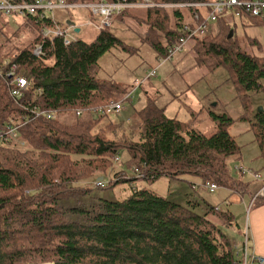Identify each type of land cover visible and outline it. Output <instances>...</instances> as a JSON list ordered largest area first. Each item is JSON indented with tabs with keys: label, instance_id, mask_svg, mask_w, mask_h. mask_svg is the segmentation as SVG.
Segmentation results:
<instances>
[{
	"label": "trees",
	"instance_id": "16d2710c",
	"mask_svg": "<svg viewBox=\"0 0 264 264\" xmlns=\"http://www.w3.org/2000/svg\"><path fill=\"white\" fill-rule=\"evenodd\" d=\"M211 10L208 6L150 7L126 9L117 17L129 19L131 12L140 11L146 24V36L141 38V43L151 47L158 62L169 56V49L180 43L182 36L189 35L186 27L193 30L206 22L205 31L193 35L180 51L193 42L196 65L211 70L226 67L241 91L245 110L249 109L250 97L264 90V56L256 55L253 49L257 45L262 50L260 39L237 35L235 19L239 18L245 27H264V11L255 16L239 8L227 9L212 20ZM27 19L39 32L36 40L33 38L31 46L13 55L0 56L4 71H9L10 63L16 62L17 73L27 75L31 83L26 96L16 101L10 93V78L0 76V128L13 122L21 124L19 138L25 142L24 145L14 139L0 142V264H241L243 243L238 248L232 245L233 231L229 234L226 230L236 226L232 211L209 203L202 206L197 200L188 199L192 193L185 194L188 197L185 204L177 194L165 197L145 188H133L121 200L95 198L88 205L67 203L71 198L80 199L88 194L89 189L84 191L78 184L80 180L107 174L101 170L110 167V157L119 152L120 144L108 140L102 133L104 129L97 127L108 114L93 115L90 124L68 129L57 125L55 116L33 117L31 107L38 106L55 115L61 110L79 114L124 100L135 83L130 90L112 80L100 79L98 61L113 48L131 51L132 46L110 30L113 25L98 32L92 42L79 40L67 46L61 36L43 37L42 27L57 25L54 20ZM230 30H234L231 38ZM38 43H43L46 52L43 56L33 54ZM6 59L9 65L3 64ZM115 94L123 96L110 98ZM157 98L147 96L146 103L136 109L139 111L135 120L142 129L134 133L137 140L127 144L138 176L147 181L161 176L180 181L185 175L193 174L232 192L250 194L243 178H233L229 168V162L240 159L241 154V146L229 131L233 119L207 108L216 130L206 135L194 127V121L169 117L165 108L159 107ZM243 117H247L245 113ZM249 122L264 168V110H255ZM33 145L37 151L25 153ZM239 168L234 170L243 175L245 172ZM261 190L252 201L264 199L263 192L257 195ZM263 199L258 202H264Z\"/></svg>",
	"mask_w": 264,
	"mask_h": 264
},
{
	"label": "rangeland",
	"instance_id": "374dc122",
	"mask_svg": "<svg viewBox=\"0 0 264 264\" xmlns=\"http://www.w3.org/2000/svg\"><path fill=\"white\" fill-rule=\"evenodd\" d=\"M99 2L101 1L92 3ZM68 3L76 6L55 8L53 11H48L47 15L57 24L51 28L64 29L66 35L73 39L71 44L79 40L88 43L92 42L98 32L110 29V27L106 29L99 28L101 17L88 10L89 8L91 9V5H89V8L87 7V4L90 3ZM185 11L187 12V10ZM131 13L129 19L116 16L110 29L123 38L126 45L132 46L131 51L121 47L113 48L98 61V76L100 79L112 80L120 85L130 87V90L135 82L140 84L135 86L124 97V100L121 99L123 95L115 94L110 97L112 99H121L118 102L122 104V109L118 112L109 113L108 117L102 119L97 125L100 129H104L105 132L102 133L105 134L108 140H115L117 144H120L118 145L119 152L113 157L114 159L110 157L108 162L110 167L106 171H103L105 167L102 168L101 173L107 174L90 176L78 182L82 190L88 191L89 189L87 195L80 199L71 198L67 203L69 205H80L83 202L88 205L95 198L121 200L128 197L133 188H145L165 197L170 196L171 193L177 194L183 204L188 199H195L202 206L208 203L220 205L222 208H230L239 214L236 216L232 212L236 220L238 216L246 218L247 209L242 208V210L237 202L232 203L230 200L233 195L237 196L238 191L232 192L231 189L224 186H217L215 191L211 192L207 188L208 184H217L215 181L206 180L193 174L185 175L184 180L180 181L166 176H161L154 181H147L139 177L135 171L138 169L136 168L137 165L130 157L127 144L129 141L137 140V136L134 133H137L138 130L140 131L139 128L142 129V127L138 128L140 122L136 123L135 120L138 118L136 113L139 111L136 109H140L141 105L146 103L147 96L158 97L156 101L159 107H164L165 113L169 117H176L184 122L194 119V127L206 135H211L216 130L215 122L208 115V111H206L207 108H210L215 113L226 114L233 119L229 131L231 135L236 137L241 146V154L240 159L229 162V168L233 178H243L244 185L252 188L256 183L264 182V168L259 147L251 131L249 119L253 118L254 112L258 107H263L264 110V90L256 92L250 97L251 105L249 109L246 108L245 110L242 104V97L239 95L241 91L233 82L226 67L211 70L207 66L196 65L192 52L193 42H190V46L189 44L185 46L183 51L175 52L171 58L160 59L158 62L156 53L152 51L151 47L141 43V38L146 36V24L141 19L140 11ZM29 17L0 15V56L13 55L15 51L17 52L27 46H31L33 41L36 40L39 32L37 29L34 30L32 28L33 23L27 19ZM68 21H73L75 25H66ZM235 22L238 36L260 39L262 50L258 49L257 45L253 49L256 55L264 56V27H245L239 18H236ZM57 36L61 35H53V37ZM159 37L162 38V35L159 34ZM33 38L34 40L32 41ZM52 61H49V63H52ZM154 69L156 74L145 80L148 73ZM262 83L264 85V77ZM129 98L132 100L127 102L126 100ZM244 113L247 117L241 118ZM93 115L99 116L100 114L86 111L78 115L73 110H61L56 113L55 119L58 121L57 125L70 129L79 127L84 123L90 124V117ZM33 151H37L34 145L28 148L25 153ZM237 166L246 169L247 172L240 175L239 172L234 170ZM255 174H260L261 177L258 179ZM100 177L103 178V185H98L97 183ZM116 180H118V183H115ZM59 182L60 180H55V183ZM70 185L71 183H69L68 187ZM51 189L53 188L51 187ZM54 189L59 190L62 188L54 187ZM186 193H192V198L186 197ZM246 195L247 199H249L250 194ZM91 196L94 198L90 199ZM226 230L229 231V234L230 230L232 231L229 228ZM240 241H242V238Z\"/></svg>",
	"mask_w": 264,
	"mask_h": 264
},
{
	"label": "built area",
	"instance_id": "2783aa9c",
	"mask_svg": "<svg viewBox=\"0 0 264 264\" xmlns=\"http://www.w3.org/2000/svg\"><path fill=\"white\" fill-rule=\"evenodd\" d=\"M91 5V9L89 8ZM75 4H70L65 0H33V1H24V2H14L11 0H0V15L4 16H30L36 18V21L40 19H44L48 17L47 12L50 10H54L55 8H70L75 7ZM208 6L212 7V10L209 13V18L212 20H216L218 16L224 13L227 9L232 10L239 8L245 12H248L252 15H260L264 11V0H208V1H200V2H174V3H161L156 2L154 0H114V1H101L99 3H90L87 4L89 10L101 17L99 28L106 29L107 27H111L113 25V20L116 16L121 14L126 9H148L150 7H159V8H170V9H178V8H188V7H202ZM196 18L199 17L197 12H194ZM218 15V16H217ZM236 15H240V11H236ZM55 22V21H54ZM187 30L190 31L189 35L182 36L180 38V43H176L173 47L169 49V56L167 58H171L175 52L181 50L183 45L196 35L198 32L203 33L206 29V22L202 25H199L196 29H190L186 27ZM42 35L44 38L53 37L55 34H59L63 37V42L65 45H70L72 40L66 35V31L64 29H53L51 27L43 26L42 27ZM33 54L36 56H43L46 54L43 43L36 44ZM5 65H9V60H4ZM18 64L16 62L10 63L9 71H4L0 67V76H6L10 78V93L14 97L16 101L24 98L26 96V91L30 88L31 83L27 75L23 73H17ZM156 74L155 69L148 73L146 79L153 77ZM136 86L140 84L135 82ZM128 97V96H127ZM38 106L31 107L33 117L46 116L47 118H53L55 116L54 112L46 111L43 109H38ZM30 108V107H28ZM122 109V104L118 101L110 102L105 106H98L97 108L91 109L90 113H100V114H109L111 112H118ZM86 112V111H83ZM83 112H78V115H81ZM26 122V121H24ZM20 126L21 124H17L15 122L9 123L6 128H0V142L3 140L14 139L19 141L20 145H24L25 142L20 140ZM236 168H239L238 166ZM242 169L243 172H247L246 169ZM256 178H260V174H255ZM98 185H103L104 182L99 179L97 180ZM96 183V184H97ZM211 192H214L217 188L215 183H209L208 187ZM264 191V186L262 187L261 192L257 195H260ZM249 235L246 230L244 233V241H243V260L241 264H251L252 260H257L262 263V258L256 255H251L248 251L249 249ZM238 248V247H236Z\"/></svg>",
	"mask_w": 264,
	"mask_h": 264
},
{
	"label": "crops",
	"instance_id": "0c3cea01",
	"mask_svg": "<svg viewBox=\"0 0 264 264\" xmlns=\"http://www.w3.org/2000/svg\"><path fill=\"white\" fill-rule=\"evenodd\" d=\"M75 25V24H74ZM194 120H186L185 122H192ZM264 182H258L255 186L251 188H247L248 192L250 193V198L247 199L246 193H238L237 196L233 195L230 200L232 203L237 202L238 205L242 208H246V218H242V216H238L236 220V226L233 227V237H232V245L236 244V247L243 243V234L244 231H248V235L250 237L249 241V253L251 255H256L262 258L261 262H256L252 260L251 264H264V202H258L259 198L256 201H252V197L263 187ZM254 191V192H253ZM252 194V195H251ZM264 194V191H263ZM264 201V199L262 200ZM243 205V206H242ZM230 209V208H229ZM231 210V209H230ZM243 210V209H242ZM232 212L237 214L235 211L231 210ZM238 227V229H236ZM239 231V234L236 233ZM241 236V237H240ZM242 238V241H240Z\"/></svg>",
	"mask_w": 264,
	"mask_h": 264
},
{
	"label": "water",
	"instance_id": "95a60500",
	"mask_svg": "<svg viewBox=\"0 0 264 264\" xmlns=\"http://www.w3.org/2000/svg\"><path fill=\"white\" fill-rule=\"evenodd\" d=\"M67 24L68 25H74V22L73 21H68ZM77 31H79V29H77ZM233 35H234V30H230V33H229L228 37L231 38V37H233ZM257 111L262 112L263 111V107H258ZM99 179L102 180L103 178L100 177ZM44 264H55V263H44Z\"/></svg>",
	"mask_w": 264,
	"mask_h": 264
}]
</instances>
